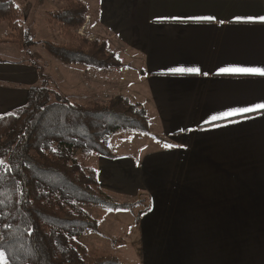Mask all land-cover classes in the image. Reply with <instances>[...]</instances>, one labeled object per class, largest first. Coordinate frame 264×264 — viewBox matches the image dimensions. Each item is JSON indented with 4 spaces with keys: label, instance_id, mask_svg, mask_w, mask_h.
I'll list each match as a JSON object with an SVG mask.
<instances>
[{
    "label": "crops",
    "instance_id": "obj_1",
    "mask_svg": "<svg viewBox=\"0 0 264 264\" xmlns=\"http://www.w3.org/2000/svg\"><path fill=\"white\" fill-rule=\"evenodd\" d=\"M84 1L108 50L138 60L137 103L167 145L89 159L103 191L143 209L138 264H264V75L234 71L264 68V0ZM28 70L0 77L24 86ZM26 96L0 89V116Z\"/></svg>",
    "mask_w": 264,
    "mask_h": 264
},
{
    "label": "trees",
    "instance_id": "obj_2",
    "mask_svg": "<svg viewBox=\"0 0 264 264\" xmlns=\"http://www.w3.org/2000/svg\"><path fill=\"white\" fill-rule=\"evenodd\" d=\"M53 1L65 4L48 16L68 42H43L51 58L87 70L121 67L105 42L75 33L90 15L83 2ZM19 20L14 1L0 0V21L10 30L3 41L25 50L34 42ZM52 94L44 85L30 87L23 106L0 116V252L9 264H123L78 241L98 231L97 220L82 207L130 212L138 205L119 203L103 191L88 162L93 155L116 158L107 142L115 135L149 133L147 114L130 96L82 106Z\"/></svg>",
    "mask_w": 264,
    "mask_h": 264
},
{
    "label": "rangeland",
    "instance_id": "obj_3",
    "mask_svg": "<svg viewBox=\"0 0 264 264\" xmlns=\"http://www.w3.org/2000/svg\"><path fill=\"white\" fill-rule=\"evenodd\" d=\"M20 12V25L31 37L34 44L21 50L13 42L3 41L10 33L6 21H0V69L29 67L31 83L22 86L18 82L5 80L4 74L0 77V89L20 92L30 87L45 86L53 94L65 96L70 102L82 106L93 104H107L111 98L122 95L130 96L136 102L140 101L138 91V60L126 59L116 56L121 63L117 69L103 71L87 70L81 66H64L51 58L44 50L42 43L45 41L63 44L68 42L66 33L50 20V12H58L64 3L53 0H43L39 5L37 0H13ZM85 3L84 0H77ZM82 28L75 33L79 37L88 38L90 41L102 42V33L95 31L96 17H90ZM91 18V19H90ZM1 76V73H0ZM29 83V82H28ZM52 94V95H53ZM150 124V123H149ZM108 146L115 155L138 156L139 154L158 152L166 148L152 126L149 133L119 134L108 139ZM88 166H91L90 161ZM119 203H129L126 198H115ZM84 211L96 219L98 231H87L80 239L84 246L97 255L116 256L123 264H138V248L135 220L143 209L139 207L128 211L100 210L94 207H82ZM109 215V219L104 213ZM121 214L126 215L121 218ZM108 219V220H107ZM0 264H9L0 252Z\"/></svg>",
    "mask_w": 264,
    "mask_h": 264
},
{
    "label": "snow or ice",
    "instance_id": "obj_4",
    "mask_svg": "<svg viewBox=\"0 0 264 264\" xmlns=\"http://www.w3.org/2000/svg\"><path fill=\"white\" fill-rule=\"evenodd\" d=\"M202 19H212L211 17L202 18ZM261 21H264V17H260ZM180 71H188L190 73H199V68H189V69H181ZM225 71V70H222ZM234 71L243 73V74H253V75H264V68H242V69H235ZM258 109H264V103L258 104L255 106ZM255 109H244L243 111H250ZM2 255V254H0Z\"/></svg>",
    "mask_w": 264,
    "mask_h": 264
},
{
    "label": "built area",
    "instance_id": "obj_5",
    "mask_svg": "<svg viewBox=\"0 0 264 264\" xmlns=\"http://www.w3.org/2000/svg\"><path fill=\"white\" fill-rule=\"evenodd\" d=\"M88 19H89V17L87 16V17H86V21H88ZM81 30H84V28H82Z\"/></svg>",
    "mask_w": 264,
    "mask_h": 264
}]
</instances>
